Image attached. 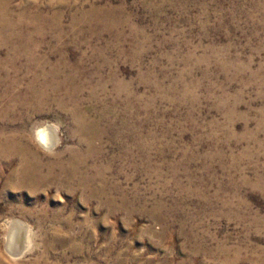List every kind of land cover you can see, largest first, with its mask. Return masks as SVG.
<instances>
[{
    "label": "rangeland",
    "instance_id": "1",
    "mask_svg": "<svg viewBox=\"0 0 264 264\" xmlns=\"http://www.w3.org/2000/svg\"><path fill=\"white\" fill-rule=\"evenodd\" d=\"M1 2L0 264H264V0Z\"/></svg>",
    "mask_w": 264,
    "mask_h": 264
},
{
    "label": "bare ground",
    "instance_id": "2",
    "mask_svg": "<svg viewBox=\"0 0 264 264\" xmlns=\"http://www.w3.org/2000/svg\"><path fill=\"white\" fill-rule=\"evenodd\" d=\"M1 7H3V4L0 0V9H1ZM4 8H5V6H4ZM2 12L5 15L6 11L4 12V10H3ZM0 21L3 22L4 26L8 25L10 22V20L6 16H3L1 14H0ZM40 135H41L42 141H45V143H46L47 138H46V135L44 134V132L41 131ZM1 149L3 150V152L7 150V151H13L15 153H20V154L23 153V151H24L23 146L22 147H19V146L16 147L14 145V143L11 141H9L6 146L0 147V151H1ZM24 155H26V153L23 154V156ZM35 178H36L35 166L31 165L29 162L25 161L22 168H21V171L19 173H13L12 179H9L7 181L6 189H10L13 186H16V187L25 186V185L30 186L35 182ZM14 180H16V182ZM22 223H20V221H16L13 225L14 228H13V232L11 234V240H13V241L9 242L10 248L14 249L15 245H17L19 243V241L22 237L23 230L25 229V226Z\"/></svg>",
    "mask_w": 264,
    "mask_h": 264
}]
</instances>
